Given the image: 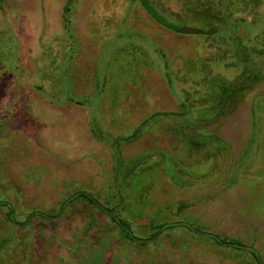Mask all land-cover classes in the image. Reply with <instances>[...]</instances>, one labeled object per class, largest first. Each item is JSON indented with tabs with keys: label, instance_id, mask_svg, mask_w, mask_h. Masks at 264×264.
Here are the masks:
<instances>
[{
	"label": "rangeland",
	"instance_id": "1",
	"mask_svg": "<svg viewBox=\"0 0 264 264\" xmlns=\"http://www.w3.org/2000/svg\"><path fill=\"white\" fill-rule=\"evenodd\" d=\"M228 1L262 77L222 110L238 39L139 0H0V264H264V0Z\"/></svg>",
	"mask_w": 264,
	"mask_h": 264
},
{
	"label": "trees",
	"instance_id": "2",
	"mask_svg": "<svg viewBox=\"0 0 264 264\" xmlns=\"http://www.w3.org/2000/svg\"><path fill=\"white\" fill-rule=\"evenodd\" d=\"M134 1H136V0H134ZM139 1L141 2L142 6L145 8V10L149 13V15H151L152 18H154L158 23H160V25L163 28L176 32L177 29L180 27L179 25L187 22V20H189L188 18L190 16L192 17V15H191L192 11L193 12H201V9L203 11H206L204 6H206V5L207 6H209V5H215L216 6L217 4L222 5L223 0H210V1H205L203 3L200 1L197 2L196 0H194L193 2H191L190 0H182L181 4H180L181 11L179 13V16H180L179 18H181V19H177L176 23L174 22V20L167 22L165 20V18L161 15V13L164 14L166 17L168 15L157 10V8L154 7L149 0H139ZM223 5H225V9H226V15H227L226 19L220 20V21H222L220 25L216 24V25L210 26V29L205 30L207 32L206 34L197 35V36H200V37L203 36V37H208V38L213 37L212 39H214V40H217L216 38H218V41H219L218 43H219V45L224 46L223 48H226L227 44H228V46H229V44H236L235 40L238 39L239 45H237L236 49H234V50H238V51H241L240 49L245 50V48H247V46L245 45V43H241L240 37L242 35H239L241 32L238 31L237 26L236 25L232 26L233 27L232 30L234 31L233 34H231V32H230L231 24H233V22H234L233 19L239 15H236L235 12H234L235 14L231 12L232 11L231 10V3L228 0H225ZM208 9H209V14L212 15L211 16L212 18H214L215 20L217 18H220L219 12H217V11L213 12V10H210V7H208ZM223 14H225V13H223ZM254 18H256V20L253 19V21L255 20L254 22L257 25L259 16L255 15ZM178 20H180V22ZM256 27H258V26H255L253 29H255ZM228 32H229V35L227 34ZM221 33H224L222 35V38L220 37ZM257 33L258 32H256L255 34H257ZM241 56H240V59H241V61L242 60L244 61L243 62L244 64L242 66L241 73L239 74L238 79L231 81L228 84L225 82H222L221 85L219 86L220 87V95H219V104L218 105L220 106V104H221L220 107L222 110L225 109V104H227V103H229L230 105L233 104V101L237 98L238 93H241L244 90L252 89V87L256 86L259 83V81L261 80L262 74H261L260 70H257L255 73L251 74L250 69L247 66H245L246 57H245L244 52H242ZM78 195L85 197L86 199H88L90 201V203L96 204L89 197H87L81 193ZM76 196H77V194H76ZM10 214H11V211L6 213L9 221H11L10 217H9ZM111 217H112V220L114 222H116L118 224V226L120 227V229H121L120 231L123 234L124 238H126L128 240H135V239L137 240V238L131 239L129 232L127 230L123 229L119 225V223L116 221L114 216L111 215ZM119 222L123 223L121 220H119ZM184 225H185V227H188L186 224L180 223V222L174 223V225H170V224L153 225L152 224L151 229H153L154 232L152 233L151 236L153 237L159 228H162V229L166 228L167 229L168 227H171V226L183 227ZM209 236L216 243L222 244L219 241H217V239L215 238L214 235L209 234ZM147 240H149V239H147ZM231 246H238V245L236 244V245H231ZM253 255H254L255 259L259 262L257 256L254 253H253Z\"/></svg>",
	"mask_w": 264,
	"mask_h": 264
},
{
	"label": "water",
	"instance_id": "3",
	"mask_svg": "<svg viewBox=\"0 0 264 264\" xmlns=\"http://www.w3.org/2000/svg\"><path fill=\"white\" fill-rule=\"evenodd\" d=\"M177 33L179 34H183V35H204L206 34L207 32L201 28H196V27H189V26H181L177 29L176 31ZM81 194L89 197L91 200H93L97 205H99L95 200L94 198L89 195L88 193L86 192H80ZM78 193V194H80ZM64 206V204H63ZM62 206V207H63ZM13 219V218H12ZM120 225H122L118 220H116ZM162 229V228H161ZM161 229H159L157 231V233L155 234V236L151 237L149 240H153L154 238L158 237V235L161 233ZM129 232V231H128ZM129 235L131 237V239H134L135 237L129 232ZM215 238L217 239V241H219L220 243L224 244V245H227V246H230V245H236L235 243H230V242H226V241H222L220 238H218L217 236H215ZM258 260H259V257H257Z\"/></svg>",
	"mask_w": 264,
	"mask_h": 264
}]
</instances>
